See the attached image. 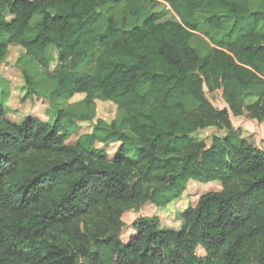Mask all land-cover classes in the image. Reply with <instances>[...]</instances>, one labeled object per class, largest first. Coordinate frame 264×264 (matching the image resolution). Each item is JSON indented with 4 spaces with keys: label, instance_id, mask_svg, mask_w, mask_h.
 <instances>
[{
    "label": "trees",
    "instance_id": "trees-1",
    "mask_svg": "<svg viewBox=\"0 0 264 264\" xmlns=\"http://www.w3.org/2000/svg\"><path fill=\"white\" fill-rule=\"evenodd\" d=\"M11 45L29 94L85 96L51 123L0 105V264H264V148L231 119L264 120V0H0V63ZM98 98L117 116L69 143ZM212 126L208 144L197 133ZM191 179L222 187L182 229L140 216L121 240L125 210L166 206Z\"/></svg>",
    "mask_w": 264,
    "mask_h": 264
},
{
    "label": "rangeland",
    "instance_id": "rangeland-1",
    "mask_svg": "<svg viewBox=\"0 0 264 264\" xmlns=\"http://www.w3.org/2000/svg\"><path fill=\"white\" fill-rule=\"evenodd\" d=\"M150 1L151 0H144V3L146 5H150ZM157 8L159 9V6ZM169 18L178 19L179 16L175 12L170 10L163 19ZM37 19L40 20V17H37ZM102 50L103 48L101 45H97L92 50H90L88 59L81 66V70H83L84 72H88ZM25 52V49L20 45H11L6 61L0 63V105L4 107L6 115L15 123H19L28 115L35 116L42 121L51 123L56 118L57 111L60 107L66 106L68 103L84 98L85 94L78 93L72 97L61 96L57 99L46 97L44 95L29 94L23 71L17 64L18 58ZM47 54L52 60L51 68L54 69V67H56L57 65L59 51L54 46L50 45L47 50ZM207 94L217 107L223 108L225 101L220 90H216L214 92L207 90ZM255 99L256 96H250L247 100L248 102H251ZM96 102V116L92 119L77 120V128L73 131L70 138L68 139L69 143H75L77 138L82 133L92 131L98 118H103L106 121L110 122L117 116L118 106L115 102L109 99L101 98H98ZM239 117L240 121L235 119L233 121V124L236 127H243L245 131L249 132V134L246 133V135L250 139H252L259 145H264V134H260L261 132L259 131V128H257V126H255L254 123L250 120L249 127H244L241 124H243L244 121L246 122L248 120L242 119L241 116ZM246 117L250 118L249 116ZM234 118L236 117L234 116ZM216 132H219V129H217L216 126L207 127L201 129L197 133V136L200 139H205L209 144L211 142L212 135ZM119 144L120 143L104 144L102 142H98V146L106 147L110 155H113L115 153ZM221 187V183L218 181H209L207 183H204L191 179L188 182V187L184 191L183 195L179 198L174 199L166 206H157L151 202H148L139 211L133 209L125 210L123 218L126 222V226L120 236L121 240L127 243L130 238L136 233L133 222L140 216L157 215L160 218L161 228L174 230L182 229L185 222L184 211L189 206L196 205L203 193L210 190H218L221 189ZM198 252L202 255L205 254V250L203 247H199Z\"/></svg>",
    "mask_w": 264,
    "mask_h": 264
},
{
    "label": "crops",
    "instance_id": "crops-1",
    "mask_svg": "<svg viewBox=\"0 0 264 264\" xmlns=\"http://www.w3.org/2000/svg\"><path fill=\"white\" fill-rule=\"evenodd\" d=\"M225 104H224V106L223 107H225V106H227V104H226V102H224ZM234 116L236 117V118H234ZM239 116H241L242 117V119H247L248 121H244V120H242V121H244L243 122V124H241V125H243L244 127H246V128H248L249 127V122L250 121H252L253 123H254V125L255 126H257V128H259V131L261 132H259L261 135L262 134H264V121H261V122H259L258 120H256V119H252V118H248V117H246L245 115H234V114H232L231 113V119H232V121H234L235 119H237L238 121H240V117ZM250 120V121H249ZM238 126V125H237ZM261 126H262V129H261ZM244 132V136L245 137H248L247 135H246V133H248L249 134V132L248 131H243ZM261 147H263L264 148V145H260Z\"/></svg>",
    "mask_w": 264,
    "mask_h": 264
}]
</instances>
